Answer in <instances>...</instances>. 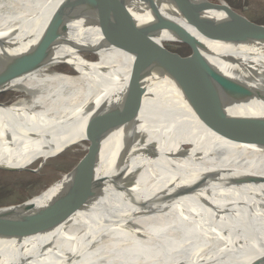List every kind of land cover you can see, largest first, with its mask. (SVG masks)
Wrapping results in <instances>:
<instances>
[{
  "label": "bare ground",
  "instance_id": "1",
  "mask_svg": "<svg viewBox=\"0 0 264 264\" xmlns=\"http://www.w3.org/2000/svg\"><path fill=\"white\" fill-rule=\"evenodd\" d=\"M92 1L0 0V57L26 50ZM138 6L98 31L69 24L76 45L58 46L50 59L0 81V170L26 171L80 145L84 135H117L111 122L127 87L167 67L211 65L220 71L216 79L264 92V43L248 40L247 22L226 2ZM171 41L196 53L178 57L167 48ZM260 110L264 103L197 104L168 80L149 86L130 126L147 135L145 153L78 203L50 209L51 232L17 249L0 242L3 264L16 262L20 248L35 254L32 264H264ZM107 161L96 177L110 174ZM11 210H0V227Z\"/></svg>",
  "mask_w": 264,
  "mask_h": 264
},
{
  "label": "water",
  "instance_id": "2",
  "mask_svg": "<svg viewBox=\"0 0 264 264\" xmlns=\"http://www.w3.org/2000/svg\"><path fill=\"white\" fill-rule=\"evenodd\" d=\"M163 1L93 0L76 13L66 17L65 20L43 30L39 38L26 50L1 56L0 81L50 59L56 53L55 48L58 46L62 45L65 49L76 45L69 37L71 29L69 24L71 23L74 24L72 29L79 28L88 31L96 29L98 31L113 20L130 14L131 9L138 8V5ZM169 1L177 3L181 0ZM233 12L247 22L249 28L245 29L244 34L248 40L264 43V26L251 23L235 10ZM198 34L208 41H213L205 33L198 32ZM181 37L182 40H187L192 35L186 33ZM219 72L216 67L206 64L177 65L136 78L127 87L121 99L117 120L111 122H115L117 137L112 158L104 165L110 174L96 177L100 147H93L68 174L33 198L39 199L41 206H36L34 202H31L33 200L31 199L20 205L0 207V210L12 209L0 227V242L5 244L4 247L17 249L24 239L51 232L55 224L48 218L50 209L78 203L86 195L119 177L128 169L132 160L145 153L146 149H140L143 146L142 139L137 136L136 131L133 132L134 129L130 126L135 125L149 86L155 85L161 80H168L180 95L194 103L208 107L240 106L248 105L251 102L264 103L263 91L244 83L216 79ZM254 83L258 84L256 80ZM259 83L261 84V81ZM108 114L105 112V116ZM254 116L264 124V111L260 110ZM110 126L112 125L104 126L102 132L109 129ZM84 140L92 141V137L84 135ZM50 189L51 191L47 193ZM76 206L69 208L66 215L74 212ZM29 247L28 245L27 248ZM23 250L18 249V253L14 255L17 257L16 262L10 264H32L35 254L23 256L21 254ZM0 264H3L2 255H0Z\"/></svg>",
  "mask_w": 264,
  "mask_h": 264
},
{
  "label": "rangeland",
  "instance_id": "3",
  "mask_svg": "<svg viewBox=\"0 0 264 264\" xmlns=\"http://www.w3.org/2000/svg\"><path fill=\"white\" fill-rule=\"evenodd\" d=\"M223 1L251 23L264 26V0ZM167 48L170 53H175L181 58L191 55L195 49V47L192 48L177 41L168 42ZM137 136L142 139L143 143L140 149H145L148 140L147 135L137 133ZM90 137H92V141L82 140L78 143L80 145L77 146L76 144V146L44 163L37 162L26 171L0 170V207L20 205L38 196L61 179L62 175L68 174L93 147H100L98 163L101 161L105 163L109 155H113L117 135H93Z\"/></svg>",
  "mask_w": 264,
  "mask_h": 264
}]
</instances>
